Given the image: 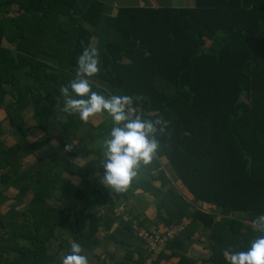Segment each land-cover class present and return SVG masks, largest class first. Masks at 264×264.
<instances>
[{
    "label": "trees",
    "instance_id": "trees-1",
    "mask_svg": "<svg viewBox=\"0 0 264 264\" xmlns=\"http://www.w3.org/2000/svg\"><path fill=\"white\" fill-rule=\"evenodd\" d=\"M108 1L0 0V205L11 200L5 193L13 190L18 205L0 213V244H19L13 260L0 248V264H55L49 245L71 216L49 200L59 187L82 199L94 182L87 178L104 171V145L85 150L96 159L83 166L75 163L76 146H84L86 138L89 145L110 138L113 123L84 124L78 114L63 110L60 91L75 78L85 48L99 54L101 70L94 77L100 86L91 83L92 91L131 96L135 115L162 120L155 134L156 155L138 172L147 177L133 178L124 192L114 191L116 200L128 199L137 189L153 195L157 217L167 227L191 218L211 227L212 238L220 235V244L213 245L218 256L240 252L264 236L253 228V221L264 215V0H196L194 7L116 10ZM28 107L35 110V128L42 137L33 136L34 125L24 115ZM78 138L81 145L75 143ZM55 139L60 155L70 144L74 157L60 168V186L56 156L28 162ZM49 170L54 177L46 174ZM66 174L80 176L83 186L72 190ZM30 191L33 197L27 202ZM109 197L105 195L112 211L116 200ZM204 205L220 210L222 221L206 213ZM129 213L121 223L139 239L133 226L146 225ZM235 214L248 216L238 219ZM100 218L91 213L87 231L73 235L72 242L89 245ZM187 228L168 244L167 251L180 256L178 264L195 262L176 248L185 250L175 241ZM10 230L20 238L14 240ZM237 240L240 246L231 248ZM142 249L135 264L146 257ZM225 263L224 258L213 260Z\"/></svg>",
    "mask_w": 264,
    "mask_h": 264
},
{
    "label": "crops",
    "instance_id": "crops-1",
    "mask_svg": "<svg viewBox=\"0 0 264 264\" xmlns=\"http://www.w3.org/2000/svg\"><path fill=\"white\" fill-rule=\"evenodd\" d=\"M110 2L111 0L108 1V3ZM176 4L178 5L174 6ZM113 5L114 6L110 5L111 8L113 7L112 10H116L121 7L144 6L181 8L194 7L196 5V0H129L128 3L123 5H118L115 3H113ZM90 80L91 83H95L100 86L97 78L92 77ZM77 119L80 120L79 115ZM107 120L113 123L107 113H100L94 117H91L89 121L87 123L84 122V124L98 127L102 126V124ZM36 123L37 122L34 123V128ZM3 126L5 129L8 128L6 122L3 123ZM33 132V136L35 138L42 137L43 135V133H41V131L37 128H35ZM35 134L39 136H36ZM108 138L109 136L107 139ZM15 141V138H11L10 143L13 144ZM55 141L58 142L57 139H55ZM104 141L98 140L93 145H89L88 139L86 138L84 141V146H76L79 156V158L75 160L76 165L83 166L87 161L93 162L96 159L95 156L91 154L87 155L85 150H94V148L104 145ZM80 142H82L80 138L75 141V143H77L76 145H81ZM50 155L57 157L55 167L59 172V175L55 176L50 170L47 171L46 174L50 175L51 177L55 176L57 178L56 184L60 186V168H63L62 166H65L68 160H74V157L71 156L69 152H65L64 154L60 155L59 142L58 146H51L50 144L47 145V147H44V145L43 147L41 146L35 152V154L31 156L32 160L27 161L31 163L34 162L36 158L43 157V159H45ZM141 173L142 174H138L136 177H134V179L147 177L146 174H143V170H141ZM103 175L104 171L98 170L87 178L90 181L94 180V182L89 189L90 192L87 193L82 199L75 197L74 193H71V191L67 190L65 187H59L55 190L54 197L49 200V204L52 207L60 209L64 212V214L69 213L71 216V222L57 229V237L54 241V244L49 245L50 250H52L55 256V264H62V257L71 254L70 249L64 247L62 244L63 241L65 244H71L73 235L86 232L89 227V216H91V213L93 212L101 214V222L99 223L96 234L93 236L89 245L80 244L83 243L81 241L77 242L80 245H83V251L80 254L87 257L88 264H135V262L141 260L143 249L140 240L130 232L128 224L126 225L121 223L123 220V215L130 214L129 211L142 219L143 224L148 227H157L162 230L167 227V225L162 223V221H159L157 217L158 200L153 195L147 194L143 190L137 189L132 192V195L128 199L116 200V198L113 196L114 190H111L100 183V179ZM65 177L70 180L71 184L67 185L71 186L72 190L82 187L85 181L77 175L75 176L66 174ZM153 184L155 186H159L160 180H155ZM30 185L32 186V181L30 182ZM97 190L104 191V195L98 194ZM6 194L9 198H11V200H9L7 204L0 205V213L2 214H6V212H8L12 206L14 210L18 208V205L14 199L16 191L13 190V192L10 191L5 193V195ZM28 195L26 197V201L30 202L33 197V192L30 191ZM105 195H109V198H111L113 201L116 200L114 201L115 205L112 206V211L109 210L110 201L105 198ZM202 208L206 211V213L210 215L214 214L217 217V222L222 221V217L224 216L220 210L212 208V206L209 205H204ZM118 214L119 216H117ZM132 216L133 215L131 214V217ZM235 216L233 217L242 219L247 218L248 215L243 217L240 214H235ZM186 223L188 224L187 232L178 238L177 241H175L176 244H180V246H182L185 250L183 251L181 248L176 247L177 252H183L188 257L194 259V264H213V260L216 261L219 258H223V255H215L213 249V245L220 244V235L217 234L215 238H212V228L205 226L200 221H193L191 218H189L186 220ZM11 230L8 231V233L14 240L20 238ZM215 230L217 231V228H215ZM15 242L16 241H13L12 244H0V248L3 249V253L12 258V260L17 256L18 252L17 248L19 244H14ZM230 246L231 248H237L240 246V241H233L230 243ZM250 247L251 244L242 251H247ZM171 252L172 249L169 248V250L162 256L159 263L178 264L180 256L171 255ZM44 264L47 263L44 262ZM51 264H54V262L52 261ZM225 264H227V262Z\"/></svg>",
    "mask_w": 264,
    "mask_h": 264
},
{
    "label": "clouds",
    "instance_id": "clouds-1",
    "mask_svg": "<svg viewBox=\"0 0 264 264\" xmlns=\"http://www.w3.org/2000/svg\"><path fill=\"white\" fill-rule=\"evenodd\" d=\"M76 76L69 85L62 86L60 91L65 98L64 111L78 114L80 120L87 123L91 117L107 113L113 122L110 138L104 141L105 159L102 161L104 175L100 183L116 192H124L130 186L142 165H149L159 144L155 138L156 121L142 119L131 111L133 97L128 95L106 97L92 91L90 78L100 72L99 54L95 48H85L78 57ZM72 145H66L71 151ZM253 228L264 231V215L253 221ZM79 243H71V254L62 257V264H88ZM227 264H264V236L254 240L247 251L232 253L223 252Z\"/></svg>",
    "mask_w": 264,
    "mask_h": 264
},
{
    "label": "built area",
    "instance_id": "built-area-1",
    "mask_svg": "<svg viewBox=\"0 0 264 264\" xmlns=\"http://www.w3.org/2000/svg\"><path fill=\"white\" fill-rule=\"evenodd\" d=\"M186 225L174 224L162 230L157 227H144L134 224L133 227L137 231L140 243L146 250V257L142 264H155L161 255L167 251L170 241L177 238Z\"/></svg>",
    "mask_w": 264,
    "mask_h": 264
},
{
    "label": "rangeland",
    "instance_id": "rangeland-1",
    "mask_svg": "<svg viewBox=\"0 0 264 264\" xmlns=\"http://www.w3.org/2000/svg\"><path fill=\"white\" fill-rule=\"evenodd\" d=\"M128 1L129 0H111V2L110 3H108V4H110L111 6H114L113 5V3H115V4H118V5H123V4H126V3H128ZM135 5V4H134ZM178 4H176V5H174V6H177ZM14 8H16V6H14ZM24 115L26 116V118H27V120H28V122L29 123H31V124H33L34 125V123L35 122H37V118H36V114L34 113V109L32 108V107H28V108H26V110H24ZM107 119V118H106ZM97 123H98V121H97ZM13 138H15V137H13ZM51 145V146H58V142L57 141H55V140H51L50 142H46L45 144H44V147H47V145ZM43 147V146H42ZM64 152H68V151H64ZM37 160L38 159H43V157H39V158H36ZM32 160V158L31 157H29V161H31Z\"/></svg>",
    "mask_w": 264,
    "mask_h": 264
}]
</instances>
